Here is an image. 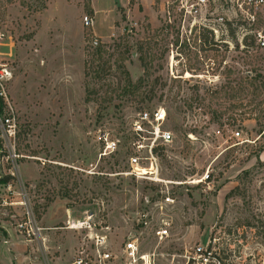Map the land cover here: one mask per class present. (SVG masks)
<instances>
[{"label": "rangeland", "instance_id": "1", "mask_svg": "<svg viewBox=\"0 0 264 264\" xmlns=\"http://www.w3.org/2000/svg\"><path fill=\"white\" fill-rule=\"evenodd\" d=\"M196 2L0 0L18 122V157L0 142L15 193H0L25 192L42 227L25 240L26 208L0 206V264H67L96 235L120 252L133 234L152 264H195L198 245L208 264H264V2ZM159 106L173 142L135 176L130 124ZM85 218L92 231L70 227Z\"/></svg>", "mask_w": 264, "mask_h": 264}, {"label": "built area", "instance_id": "2", "mask_svg": "<svg viewBox=\"0 0 264 264\" xmlns=\"http://www.w3.org/2000/svg\"><path fill=\"white\" fill-rule=\"evenodd\" d=\"M252 1V0H249ZM255 4H261L264 0H254ZM197 4L204 5L206 0H197ZM84 27H91L94 24V18L90 15H84L82 18ZM93 47L98 44L97 38H93L91 43ZM264 44V38L261 41ZM13 53V40L10 33H5L4 29L0 28V142L2 141L4 149L7 150L6 156L2 159L18 157L14 150L15 140L18 131V122L16 113L13 107L10 96V82L13 76V70L10 62V57ZM168 115L166 109L162 106L152 108L151 110H141L136 113L133 121L130 124V142L129 148L131 153L128 157L130 165V173L135 176L146 175L143 171L157 170V155L158 153L173 142L174 135L171 130L167 128ZM220 133L219 130L216 132ZM234 137L240 136L239 131H232ZM103 137V136H102ZM105 154L110 153L115 148L113 141L104 138ZM2 150L0 148V154ZM1 158V157H0ZM11 174V173H9ZM12 175V174H11ZM157 180H159L157 178ZM12 180L2 181L0 177V192H14L12 189ZM161 199L155 202V205L163 208V205H168L173 202L169 191L161 190ZM15 193V192H14ZM21 200H9L6 194L0 193V206H14L23 205L26 210L22 213L23 220L16 222V230L24 237L25 240H31L33 237L40 235L42 227L36 224L29 210L27 209L26 194L20 192ZM145 203H150L148 196L144 198ZM74 228H85L93 230L92 224L88 218L78 220L70 225ZM156 235L162 239L168 235L166 222L158 226ZM97 240L91 248H84L83 246L77 251L72 260L67 264H152L151 255L149 253H141L138 243V237L133 234L123 242L120 252L112 251L109 243L104 236L95 237ZM210 252L203 249L202 245L194 248L192 254L188 259L194 260L195 264H208L210 259Z\"/></svg>", "mask_w": 264, "mask_h": 264}, {"label": "trees", "instance_id": "3", "mask_svg": "<svg viewBox=\"0 0 264 264\" xmlns=\"http://www.w3.org/2000/svg\"><path fill=\"white\" fill-rule=\"evenodd\" d=\"M0 167H1V165H0ZM1 168H0V171H1ZM7 168H9V166H7ZM13 178H14V176H12L11 174H4L1 176V180L4 182L9 181V180H13Z\"/></svg>", "mask_w": 264, "mask_h": 264}, {"label": "crops", "instance_id": "4", "mask_svg": "<svg viewBox=\"0 0 264 264\" xmlns=\"http://www.w3.org/2000/svg\"><path fill=\"white\" fill-rule=\"evenodd\" d=\"M91 1H92V6H93V8H94V4H93V3H94V0H91ZM94 9H95V8H94ZM95 12H96V11H95ZM93 32H94L95 35H98V36H100V37L102 36V35H99V34L97 33V31H95V29H93ZM63 219L65 220V217H64V216H63ZM0 256H1V255H0ZM4 256H6V254H4ZM9 264H13V263L11 262V263H9Z\"/></svg>", "mask_w": 264, "mask_h": 264}]
</instances>
